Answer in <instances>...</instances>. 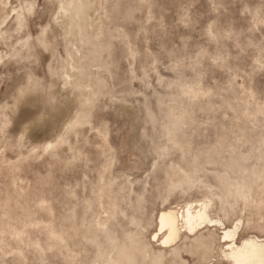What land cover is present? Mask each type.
<instances>
[{"label":"rangeland","instance_id":"1","mask_svg":"<svg viewBox=\"0 0 264 264\" xmlns=\"http://www.w3.org/2000/svg\"><path fill=\"white\" fill-rule=\"evenodd\" d=\"M235 225L264 239V0H0V264H235Z\"/></svg>","mask_w":264,"mask_h":264},{"label":"bare ground","instance_id":"2","mask_svg":"<svg viewBox=\"0 0 264 264\" xmlns=\"http://www.w3.org/2000/svg\"><path fill=\"white\" fill-rule=\"evenodd\" d=\"M180 220L183 222L180 225L189 232H193L203 224L213 222L209 216L207 203H203L198 209L188 206L181 215L173 209L163 211L160 216V231L166 230L162 241L164 245L171 244L179 237ZM237 231L238 225H235L223 233V237L229 241L225 251L226 257L235 264H264V239L253 236L237 243Z\"/></svg>","mask_w":264,"mask_h":264}]
</instances>
